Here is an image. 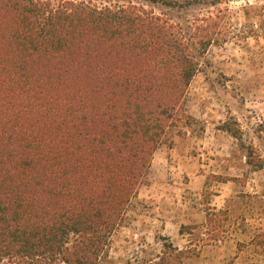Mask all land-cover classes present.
<instances>
[{"label":"trees","instance_id":"1","mask_svg":"<svg viewBox=\"0 0 264 264\" xmlns=\"http://www.w3.org/2000/svg\"><path fill=\"white\" fill-rule=\"evenodd\" d=\"M224 1L0 0V264L99 263L154 153L185 119L198 54L264 38L250 4L236 31L229 9L175 22L141 3ZM223 129L242 143L235 122ZM247 164L264 167L252 149ZM183 258L164 244L156 264Z\"/></svg>","mask_w":264,"mask_h":264},{"label":"rangeland","instance_id":"2","mask_svg":"<svg viewBox=\"0 0 264 264\" xmlns=\"http://www.w3.org/2000/svg\"><path fill=\"white\" fill-rule=\"evenodd\" d=\"M141 4L175 22L229 9L236 31L244 25L241 8L250 4L262 10L257 23L264 21V0L183 11ZM197 60L185 119L154 153L98 264H156L169 243L185 252L182 264H264V167L247 164L251 149L264 161V38L213 44ZM226 122L236 123L242 143L224 131Z\"/></svg>","mask_w":264,"mask_h":264}]
</instances>
